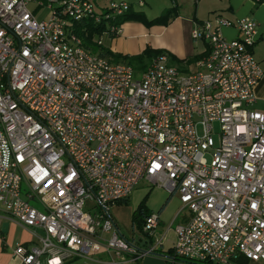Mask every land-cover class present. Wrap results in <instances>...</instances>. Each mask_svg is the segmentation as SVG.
<instances>
[{
    "label": "built area",
    "instance_id": "1",
    "mask_svg": "<svg viewBox=\"0 0 264 264\" xmlns=\"http://www.w3.org/2000/svg\"><path fill=\"white\" fill-rule=\"evenodd\" d=\"M35 1L0 0V211L35 240L15 247L20 264H131L162 255L169 229L160 233L158 214L142 224L150 240L143 249L110 213L144 181L179 195L186 220L174 228L175 257L264 264L258 24L194 22L191 37L206 48L195 71L163 53L140 73L93 53L77 34L84 21L102 23L133 4L97 14L92 0H48L52 17L38 20L29 10ZM122 26L111 29L118 35ZM227 28L237 38L225 37ZM88 203L103 215L86 212Z\"/></svg>",
    "mask_w": 264,
    "mask_h": 264
},
{
    "label": "crops",
    "instance_id": "2",
    "mask_svg": "<svg viewBox=\"0 0 264 264\" xmlns=\"http://www.w3.org/2000/svg\"><path fill=\"white\" fill-rule=\"evenodd\" d=\"M122 2L127 1L122 0ZM127 3L133 4L134 8L137 10L144 8H139L137 4L133 2ZM211 10L210 16L204 19L198 18L197 16L194 18L192 17V19L179 15L178 17L171 20L170 24L166 27H146L142 23L127 22L123 24L121 32L116 37L111 38L109 36H104L102 38V43L103 39L106 38V46L104 43L103 46L112 53L120 56H139L143 54L146 49L153 48L156 50H163L177 59L185 62L192 57L203 55L206 49L204 47L201 49V51H199L194 45V40L191 37V30L195 20H208L218 15H221L222 17H225L231 21H239L241 19L250 18L258 24V33L253 46V54L256 60L260 63L261 67L264 69V5L257 4L255 0H222L218 9ZM223 34L228 39H235L238 36V32L233 28L224 29ZM182 66L187 69V71L192 72L195 70V64L190 66L184 64ZM256 97L257 103L255 105V109L264 110V77L256 88ZM167 195L168 198L166 203H169L174 195ZM180 210L176 214V217L171 225L166 229H169V231L167 233V240L162 250V255L167 256V252L173 248L176 238L175 232L172 229L173 225L177 226L186 220L185 215H179ZM149 211L150 215L155 214L151 210ZM160 212L161 210L159 211V214H161ZM4 223L9 224V228L6 233L3 232ZM162 231L164 230H161L160 233ZM138 235L140 234H137L136 236ZM146 240H148V237L144 236V240H141L139 243V246H141L143 249L147 248L145 243ZM17 244L32 246L35 244V240L29 229L22 227L14 221H11L5 212L0 211V264H20L19 260L13 255V251ZM165 256H147L142 260L131 264H167ZM95 258L109 260L108 255L105 254L95 255ZM69 264L96 263L84 259H73ZM173 264L187 263L177 260Z\"/></svg>",
    "mask_w": 264,
    "mask_h": 264
},
{
    "label": "rangeland",
    "instance_id": "3",
    "mask_svg": "<svg viewBox=\"0 0 264 264\" xmlns=\"http://www.w3.org/2000/svg\"><path fill=\"white\" fill-rule=\"evenodd\" d=\"M92 1L94 3L95 11L97 14L104 13L105 9L112 8L113 4L122 3V0ZM125 1L138 4V0ZM221 1L222 0H199L197 3L194 0H143L145 6L140 10L144 12L149 20H152L156 17L161 16L165 11H167L168 9H172L177 5L179 7L178 14L182 17L194 18L197 16L198 18L204 19L210 16V13L212 11L211 9H218ZM29 10L35 14L38 20H48L52 17V12L48 8V0H36L29 5ZM176 17H178L177 14H175V16H173L172 18L174 19ZM132 22L134 21H130L129 23ZM195 22H197V20H195ZM105 39H103L104 44ZM96 40H100V38H96ZM194 45L198 48L199 51H201V49L205 47L204 44L200 41H194ZM215 140L217 143L218 137H215ZM207 158L209 161L211 160V157L208 156ZM165 192L166 191H164L163 189L152 187L144 181L136 187L135 191L127 202L117 203L110 206V213L113 216L120 233L128 241L132 242L135 239L136 235L140 234L141 232V221L139 219L140 215H135V213L138 210L140 204L145 200L148 210H151L155 214H159V211L161 210V214H159L161 222L160 231H165L171 225L176 217V214L181 209V204L178 194L174 195L169 203H166L168 195L166 194L167 192ZM32 205L40 208V205L37 202H32ZM85 211L90 213L95 218L100 217L104 213L101 208H97L89 203L85 207ZM175 227L176 225H173L172 229L174 230ZM164 231H162L161 233H163ZM39 234L43 235V232L39 231Z\"/></svg>",
    "mask_w": 264,
    "mask_h": 264
},
{
    "label": "trees",
    "instance_id": "4",
    "mask_svg": "<svg viewBox=\"0 0 264 264\" xmlns=\"http://www.w3.org/2000/svg\"><path fill=\"white\" fill-rule=\"evenodd\" d=\"M261 1H264V0H261ZM257 4H260V3H257ZM178 11H179V8L176 5L172 9H168L167 11H165L161 16L156 17L152 20H149L143 11L134 9L133 7L127 12H125L123 15L112 16L109 20H105L102 23H96L93 20L84 21L83 23L77 26V34L83 39L84 46L87 49L91 50L93 53L109 58L112 62H115V63L128 64L129 66L133 67L134 70L140 71L142 73L146 71V69L151 64L153 59L167 52L163 50H156L153 48H148L143 52V54L139 56H120L106 49L103 46V43L99 44V40H96V38H103L104 34H107L106 36L114 38L117 36V34L116 32L112 31L111 27H121L123 24L130 22V21L142 23L146 27H154V26L166 27L170 24L171 20H173L172 17L175 16V14L179 16ZM107 12H110V9H106L105 13ZM218 16H221V15H218ZM169 56H170L171 62L174 65L176 64V66H178L179 68L185 71H187V69H185L182 65L187 64L188 66H190L192 64H195L202 57V55L192 57L184 62L172 56L171 54H169ZM127 201L128 200L122 201V202H127ZM122 202H119V203H122ZM137 214L140 215L139 217L141 221L140 226L142 227V224L146 221L148 217H150V211L146 207V200L140 204L135 215ZM165 258L167 260L169 258H173V259H176V261L177 260L182 261L180 260V258H177L174 256L173 250H169ZM184 263H187V262H184ZM187 264H192V263L188 262Z\"/></svg>",
    "mask_w": 264,
    "mask_h": 264
},
{
    "label": "water",
    "instance_id": "5",
    "mask_svg": "<svg viewBox=\"0 0 264 264\" xmlns=\"http://www.w3.org/2000/svg\"><path fill=\"white\" fill-rule=\"evenodd\" d=\"M8 228H9V224L8 223H4L3 224V232L6 233L8 231ZM144 236L147 237L148 235L146 233H142L141 232L140 235L136 236V239H135L136 243H139V241L144 240ZM145 243L147 245V248H149L150 240H146ZM160 256L164 257L163 255H160Z\"/></svg>",
    "mask_w": 264,
    "mask_h": 264
}]
</instances>
